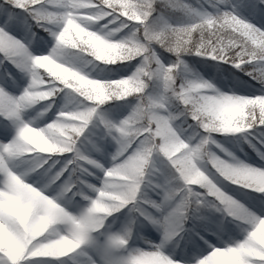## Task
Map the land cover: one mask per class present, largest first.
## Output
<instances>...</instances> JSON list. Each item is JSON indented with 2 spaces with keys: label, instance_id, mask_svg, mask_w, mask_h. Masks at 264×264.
<instances>
[{
  "label": "clouds",
  "instance_id": "obj_1",
  "mask_svg": "<svg viewBox=\"0 0 264 264\" xmlns=\"http://www.w3.org/2000/svg\"><path fill=\"white\" fill-rule=\"evenodd\" d=\"M203 2L188 0L193 6ZM215 2L206 19L183 0H54V7L45 0L38 23L48 37L46 48L37 50L33 37L22 36L9 49L26 76L17 97L19 156L10 175L25 190L35 192L32 185L39 184L50 195L43 197L44 211L16 235L0 228V255L9 264H24L31 256L55 258L75 246L67 235L71 225L60 219L69 214L75 193L82 194L77 214L87 216L89 237L115 240L114 258L138 250L148 254L139 264H177L168 249L179 245L180 216L191 206L180 188L190 185L207 195L198 221L225 245L194 264H264V215L254 217L245 195H264V145L254 152L258 162L251 163L225 143L248 145V129L264 124V31L225 16L223 9L238 0ZM213 21L223 24L219 31L229 50V41H239L243 53L229 62L235 71L224 85L185 59L190 45L212 37ZM156 49L174 62L165 63ZM132 61L130 74L113 78L114 66ZM215 69L222 72L223 65ZM249 88L257 94H248ZM50 100L61 109L52 119ZM117 101L127 108L121 116L109 107ZM0 103L9 102L0 97ZM99 115L111 129V142L93 150L77 146L74 138ZM66 153L71 169L61 179L67 165L56 171L52 158ZM153 169L159 173L156 206L145 209L141 220L137 192ZM216 220L229 221L230 230L216 231ZM148 228L158 240L146 234ZM98 261L104 264L103 256Z\"/></svg>",
  "mask_w": 264,
  "mask_h": 264
},
{
  "label": "snow or ice",
  "instance_id": "obj_2",
  "mask_svg": "<svg viewBox=\"0 0 264 264\" xmlns=\"http://www.w3.org/2000/svg\"><path fill=\"white\" fill-rule=\"evenodd\" d=\"M183 3L188 5L189 10L202 15L206 19L211 18V14L216 9L215 0H204L198 6L188 4V0H183ZM42 5H45V0H0V85H3V88H0V97H6L9 102L8 104L0 103V228L12 235H16L21 226L26 225L30 219L44 211L43 197L50 195L39 184L32 185V188L36 190L35 192L25 190L17 185L10 175L11 171L16 170L11 162L19 156L17 147L22 125L18 124L20 112L17 97L26 84V76L23 66L17 63L9 49L22 36L33 37L37 50L46 48L49 42L48 37L45 35V29L41 28L38 23ZM45 6L54 7V0H48ZM223 12L226 17L234 15L239 16L241 20H249L255 26V30L264 31V24L253 22L257 18L264 19V0H238L236 4L224 8ZM213 24L212 37L207 41L202 40L195 45H190L189 55L200 57L205 62H214L211 65L213 68L218 65H230L229 62L233 61L234 56L237 58L243 56V53L239 51L240 42L229 41L232 45L230 51L225 44L222 31H219L223 24L220 21H213ZM193 31H195V27ZM156 54L161 58L160 49H156ZM174 59L172 58L171 61L169 59L167 63L174 62ZM244 59L245 62H248L246 57ZM135 63L136 61H132L116 65L113 78L130 74ZM250 94L255 95L257 93L253 90ZM49 103H51V100ZM10 104L16 105V107H10ZM54 105L56 104L51 103L50 110H53ZM121 107H126L125 103L114 105V108ZM59 110L61 109L56 105L51 119L54 118L55 112ZM262 130H264V124H256L248 129V147L253 152H260L258 146L264 145V131ZM74 139L77 146H81L86 150H93L96 146L111 142V129L106 127L105 117L99 115L87 124L79 137ZM135 147L136 142L133 141L131 146L128 147V151L132 152ZM70 157L71 154L66 153L63 156L52 158L57 160L56 171L67 165L61 179L67 176L71 169ZM49 163H51V160ZM158 177L159 173L153 169L140 183L137 192V212L140 214L139 218L141 220L147 215L145 209L151 210L156 206V200L153 199V196L158 191L159 186L156 183ZM232 190L238 191V189ZM180 192L181 195L187 194L189 196L191 206L183 210V214L180 216L182 227L177 236L179 245L174 252L171 247L168 251L177 264H186L189 261L194 264L199 258L206 257L211 253L213 248H222L225 245L218 243L213 236L208 235L205 231L208 225L197 219V211L202 204L207 203V195L194 185L181 187ZM71 195L70 193V197ZM245 195L251 206L256 210V213L253 214L254 217L258 218V216L264 215V195L251 193ZM81 196V193H75V198L69 200V214L60 217V219L71 225L67 235L75 246L65 249L63 254L55 258L31 256L24 264H99V256H103L104 264H139L141 260L147 257V253L133 250L127 252L124 256L114 258L111 255L110 248L116 244L115 240H112L111 243H100L90 238L88 233L91 229L87 224V216L77 214L81 207ZM144 223H147V221H144ZM213 226L218 232L230 230L231 227L229 221L220 224L218 220L215 221ZM207 241H211V244L209 245ZM159 246V244H155L151 247ZM144 247L149 246L145 245ZM0 264H9V261L3 255H0ZM212 264H216V261H213Z\"/></svg>",
  "mask_w": 264,
  "mask_h": 264
},
{
  "label": "trees",
  "instance_id": "obj_3",
  "mask_svg": "<svg viewBox=\"0 0 264 264\" xmlns=\"http://www.w3.org/2000/svg\"><path fill=\"white\" fill-rule=\"evenodd\" d=\"M253 22L257 23V24H264V19L261 18H257L256 20H254ZM161 58L162 60L167 63V61L171 58L170 54L161 51ZM185 59H187L190 63L194 64L197 68L200 69V71L207 77H212L213 75H215L216 80L221 84L224 85L226 83H231V79H230V72L231 71H235L234 69L231 68L230 65H223V71H217L215 68L211 67L212 63L211 61L205 62L202 58L200 57H195V56H185ZM116 67V66H114ZM122 74H126V73H122ZM241 75L242 74H238ZM225 77H228V79L226 80ZM243 79L247 80V77H243ZM249 84H253L254 82L252 81H248ZM246 92L248 94L251 93V89H246ZM130 99V98H129ZM124 104L123 101H117V102H112L111 105H109V107H111L112 109V114L114 116H121L123 115L126 111L127 108L126 107H121V108H114V105H122ZM56 105H54L53 110H50L48 119H51V115L54 112ZM226 146L229 147L232 151H234L236 153V155H238L241 159H247L249 162H258L257 158L255 156V153L252 151L251 148L248 147V145L246 143H243L242 141L240 142L239 147H237L235 144L232 143H228L225 142ZM243 149V151H241L240 149ZM108 150H111V147L108 146ZM233 189L236 188V186H232ZM247 191V190H245ZM146 234L149 235L152 239L158 240L159 237L158 235L153 232L151 230V228H148L146 230Z\"/></svg>",
  "mask_w": 264,
  "mask_h": 264
}]
</instances>
